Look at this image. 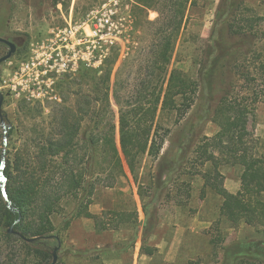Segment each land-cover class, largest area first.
Returning <instances> with one entry per match:
<instances>
[{
    "label": "rangeland",
    "instance_id": "1",
    "mask_svg": "<svg viewBox=\"0 0 264 264\" xmlns=\"http://www.w3.org/2000/svg\"><path fill=\"white\" fill-rule=\"evenodd\" d=\"M132 2L0 0V36L18 43L12 56L0 64L3 110L6 124L12 129L6 138V163L10 160L14 164L17 152L31 143L28 140L41 128L48 132L52 128L51 117L61 116L67 106L73 108L82 95L90 101L89 113L81 115L75 110L71 113L81 116L74 147L79 166L86 165L92 139L105 132L99 131L105 121L98 124L93 113L94 98L100 100L101 97L95 94V86L101 87L99 76L104 72V60L113 51L118 50L119 56L112 68V83L126 60L120 76L124 100L134 99L136 86L149 79L151 87L145 94L150 97L156 74L147 61L152 57L155 29L142 22L144 17L139 10L132 13L138 22L136 29H132L128 14ZM219 4L220 0H195L186 12L176 49L169 55L168 71L180 75L192 107L178 120L172 110L158 115L157 133L162 143L157 156L144 155L142 159L137 180L142 185V198L138 195V183L130 177L128 185L108 162L103 163V172L95 179L88 205L91 213L130 211L135 207L137 219L118 228L97 229L92 218L81 216L66 225L65 217L75 204L71 201L52 216L53 237L36 245L49 254L47 261L37 263L32 256L33 249L27 250L18 241L3 238L0 244H3L8 264L19 261L50 264L57 244L55 264H223L226 246L238 241H264V226L233 224L220 215L222 199L205 184L202 172L207 165L201 164L197 153L198 143L218 130L207 118L222 95L228 92L248 100L253 90L259 91L260 86H264V0H245L251 11H245L243 17L253 16L258 26L254 33L247 35L227 34L232 51L207 79L210 85L207 93L200 70L206 47L215 34ZM157 17L158 12L148 11L149 20ZM99 20L105 24L101 38L92 35L91 30ZM132 44L140 46V50L135 52ZM7 50L8 47L0 43V56ZM79 73L87 75L79 78ZM29 102V106L34 107L29 112L32 120L27 119L26 114L25 105ZM110 105L112 117L109 121L115 125L119 147L118 106L112 92ZM245 129L253 138L251 146L264 154V95L256 104L254 115H247ZM0 130L2 150L4 138L1 127ZM193 132V140L187 147V138ZM103 149L108 151V147ZM219 171L223 186L230 192H237L241 166L223 162ZM93 179L88 173L84 187L88 188ZM143 204L147 206L148 218ZM111 215L105 220L109 221ZM26 253L27 258L24 257Z\"/></svg>",
    "mask_w": 264,
    "mask_h": 264
},
{
    "label": "trees",
    "instance_id": "2",
    "mask_svg": "<svg viewBox=\"0 0 264 264\" xmlns=\"http://www.w3.org/2000/svg\"><path fill=\"white\" fill-rule=\"evenodd\" d=\"M132 1L128 10L133 23L132 29L138 26L136 17L134 19L132 15L136 10L143 14L142 22L154 26L155 29L151 42L152 57L147 61L156 74L153 78L156 79V84L150 90V97L147 98L145 94L151 87L148 84L152 80L149 79L147 83L136 86L133 92V95H136L134 99L124 100L120 76L126 60L116 72L114 82H111L112 68L119 56L116 49L117 51H113L111 56L104 60V72L99 76L102 80L101 87L95 86V94L101 97L100 100L94 98L93 113L98 118V124L105 121L101 126L102 130L99 129L105 132L95 135L92 139V151L86 159V165L88 163L89 165L79 166L74 147L81 116L71 112L75 110L81 115L87 114L90 107V101L82 95L73 108L67 106L66 112L61 116L51 117L52 128L48 132L41 128L28 140L31 143L25 144L17 152L14 164L7 160L6 189L13 210L5 205L0 185V239L4 238L6 241L14 239L20 242L22 248L33 249L32 256L37 263L47 261L49 254L36 245L46 243L53 237L55 226L52 216L60 213L71 201L75 204L65 217L66 225L72 219L81 216L92 218L97 229L118 228L131 219H137L135 207L130 211L121 209L104 210L100 214L91 213L88 205L95 189V179L103 172L101 168L103 163L108 162V166L128 185L130 177L138 183V173L144 155L155 157L160 151L162 142L157 133L158 115L165 110H172L178 120L192 107V100L186 96L182 78L177 72L168 71V60L169 55L176 49L186 12L195 0ZM150 9L158 12V17L154 21L147 18ZM248 10L251 11V8L246 6L245 0H220L215 34L206 47L200 70V78L207 93L210 90L207 79L215 72L220 61L232 51V44L226 39L227 34L247 35L254 33L258 26L253 16L243 17L244 12ZM13 42L18 45L15 40ZM132 45L131 49L135 52L140 50V46ZM243 50L247 52L248 48ZM247 73L250 72L247 70ZM85 75L87 73L78 74L79 78ZM260 89L253 90L248 100L225 92L213 110L210 109L207 118L217 125L218 130L197 145L201 164L207 165L202 172L204 182L222 199L220 215L233 224L246 223L255 227L264 226V154H259L251 146L253 138L245 129V119L247 115H254L256 104L264 95V86H260ZM111 92L118 106L119 147L115 139V125L109 121L112 117ZM29 104L30 102L25 105L26 114L27 119L32 120L29 112L34 107ZM7 133L9 136L12 129L9 128ZM1 136L0 130V155ZM193 137L194 132L187 138V147ZM103 147H108V151ZM223 162L237 164L242 168L240 188L235 193L223 186V176L219 171V166ZM88 173L94 179L89 184L90 188H85L83 183ZM141 189L142 185L138 183L137 191L140 198ZM130 194L132 195V192ZM143 210L148 218L147 206L144 204ZM110 214L113 216L106 221V216ZM18 218V222L14 223ZM11 226L15 232L34 239L27 242L16 233H9L8 228ZM24 257H28L27 253ZM0 264H8L2 243ZM15 264L26 263L19 261ZM223 264H264V241H238L226 246Z\"/></svg>",
    "mask_w": 264,
    "mask_h": 264
},
{
    "label": "water",
    "instance_id": "3",
    "mask_svg": "<svg viewBox=\"0 0 264 264\" xmlns=\"http://www.w3.org/2000/svg\"><path fill=\"white\" fill-rule=\"evenodd\" d=\"M0 43H3L8 47L7 52L0 56V64H1L2 62L8 60L12 56V54L16 51V44L13 41H11L7 38H4L2 36H0ZM3 100H4V94L0 90V127L3 130V138H4L3 147L1 150V158H0V185H1L2 192H3V196H4L5 205L9 209L13 210L12 202L7 195V189H6L7 178H6L5 173H4L5 166H6V153H7L6 138H7L8 129L10 128V124H6V119H5L4 110H3ZM18 220H19V218L14 223L18 222ZM8 232L9 233H16L23 240H25L27 242H31L34 239V237L27 238L24 235L15 232L13 230L12 226L8 228ZM58 246H59V244H57L53 248L52 262L50 264H55L57 261Z\"/></svg>",
    "mask_w": 264,
    "mask_h": 264
},
{
    "label": "built area",
    "instance_id": "4",
    "mask_svg": "<svg viewBox=\"0 0 264 264\" xmlns=\"http://www.w3.org/2000/svg\"><path fill=\"white\" fill-rule=\"evenodd\" d=\"M105 27V24L102 20H99L98 22H96L93 27L91 28L92 30V35H94L95 37H102L103 34V28Z\"/></svg>",
    "mask_w": 264,
    "mask_h": 264
},
{
    "label": "flooded vegetation",
    "instance_id": "5",
    "mask_svg": "<svg viewBox=\"0 0 264 264\" xmlns=\"http://www.w3.org/2000/svg\"><path fill=\"white\" fill-rule=\"evenodd\" d=\"M16 48H17V45H16Z\"/></svg>",
    "mask_w": 264,
    "mask_h": 264
}]
</instances>
